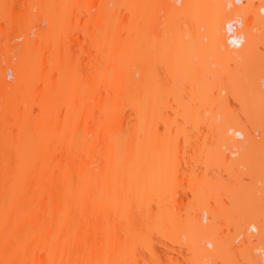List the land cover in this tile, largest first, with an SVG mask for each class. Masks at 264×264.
<instances>
[{
    "label": "bare ground",
    "instance_id": "obj_1",
    "mask_svg": "<svg viewBox=\"0 0 264 264\" xmlns=\"http://www.w3.org/2000/svg\"><path fill=\"white\" fill-rule=\"evenodd\" d=\"M56 2L52 29L26 37L16 44L20 59L0 65V118L8 124L12 117L8 129L20 133L17 141L12 134L4 140L20 147L0 152V264H124L130 256L132 264H165L144 242L147 230L137 229L135 210L172 191L174 173L166 166L176 159L181 132L206 120L220 128L224 144L233 147L227 156L220 153L226 162H247L257 146L240 111L256 114L264 128V57L258 54L264 0ZM115 17L121 23L110 28ZM34 106L46 115L40 128L30 120H38ZM35 123L40 132L57 128V143L59 136L45 138L53 136L51 149L40 141L42 133L30 146ZM6 124H0L5 132ZM201 191L187 224L197 236L191 233L194 245L185 244L198 256L224 258L241 238L257 251L243 256L246 263L264 264L263 209L248 211L236 227L239 235L231 236L215 229L217 204L203 202ZM230 193L235 199L239 192ZM169 221L184 232L166 211L149 226L167 235ZM138 248L150 249L153 259L143 251L140 257Z\"/></svg>",
    "mask_w": 264,
    "mask_h": 264
},
{
    "label": "rangeland",
    "instance_id": "obj_2",
    "mask_svg": "<svg viewBox=\"0 0 264 264\" xmlns=\"http://www.w3.org/2000/svg\"><path fill=\"white\" fill-rule=\"evenodd\" d=\"M259 1L261 0H257L258 3ZM0 11H2L0 14L1 15L0 16L1 17L0 18V30L4 29V31L0 32V35H1V38H0V61L1 63L0 65L2 64L3 61H4L3 63H6L7 62L6 60L9 59L11 56L13 58L16 57L15 60L18 61L17 59L19 58V56H21V53H22L20 52L22 51V47L17 46L16 44L22 45V43L26 40V37L33 38L38 31H42V28L46 30L52 29L51 27L53 23H56L58 20L57 17L59 13L57 9L56 0H3L2 5H0ZM84 16H87L86 13ZM84 16L83 18L87 20L88 16L87 18H85ZM102 19L107 20L108 17L106 16V18H103V17L101 18V24L102 23L104 24V20ZM121 20L122 19L120 17H115L113 19L109 18L110 28L111 27L116 28V25H118V23H121L118 21H121ZM204 23H205V19H204ZM201 28L204 33L206 30V27L203 25ZM259 47L260 48L258 49V51L260 53L258 52V54L259 56L260 54H262L264 57V53H261V52H264V43L260 44ZM6 48H8L7 51L4 50ZM10 48H12V50L15 49L14 50L15 53H13L14 51H11ZM93 50L95 51V49ZM263 57L261 56L259 59ZM7 78L8 80H11V81L15 79L14 75L12 76L9 75ZM234 100L235 99H233V101ZM37 109L39 108H36L35 106L33 107L32 118L36 117L38 120H36L35 118L30 119V120L37 121V123H39L38 127L40 128L42 127L41 126L42 123L45 122L43 118H45L46 115L40 116L42 114L39 115L40 112L38 113L39 110ZM240 114L243 119L246 120L248 118L247 121H249L250 126L255 127V129H252L251 127V130H253L255 138L256 139L259 138L258 139L259 141L256 140L254 145H256L257 143L261 144V145L257 144V146H255L252 149L253 152L252 150L250 152L251 155L249 157L252 159L255 158V160H253L252 162L251 161L249 162L248 161L249 157H248L247 162H245L246 160H243L240 157L242 159L241 160L239 158L240 161L237 159L238 161L234 160L231 162V160L234 159L232 158L228 162H226L227 160L224 159L226 157L225 156L221 157L222 156L221 154L223 155L226 154V156L227 154H231V152L233 151V147L231 146L232 147L231 148L229 145L227 146V144H224L225 141H223L224 139H222V136L220 135V132H219L220 128L213 126V125H207V120H206L204 125H202V127L200 128H193V129L187 130V132H181L178 138L177 144L173 147V154L176 156V159L166 166L167 171H170L172 174L174 173L173 174L174 177L172 178V180H174L173 189L172 191H170L171 194H169L170 192L167 193L169 198L167 196V199H163V200L159 199L157 201L156 200L149 201L148 199L146 201L147 204L145 203L146 205L144 207H142L143 206L142 205L141 207L139 206V208L137 207V209L135 210V213L138 216V223L134 222L135 224H138L137 229L145 227L147 230L146 231L147 234H145L146 238L144 239V242L145 241L148 242V245L150 246L151 251L154 250L156 255H158L165 264H188V263L189 264H192V263L193 264H224L225 261L227 262V264L228 263L229 264H250L248 261L246 263V259L243 256L244 255L246 257L247 255L250 256L251 254L249 252L253 250V248L255 249V246H253L252 248L253 243L251 244L250 242L249 243L247 242V245L245 244L247 246L246 247L245 245H243L244 242L240 241L242 240L241 238L239 241L234 240V242H232L234 243L233 247H231L230 249L232 251L231 253L228 252L229 256L226 253L225 256L227 257H224V258L220 256V254L218 256H215L216 258L215 257L205 258L202 256H198L196 254L197 252H196L195 246L193 250L188 247L189 244H185L187 242L190 243L191 241L193 243V238L197 236L195 232H192V231L190 232L188 230L190 228H187V224L189 223V218L191 214L194 212V210L196 209L195 207L198 205L200 201V197L197 195V190L199 189L200 191L201 189L204 190L203 192L201 191L203 193V199H204L203 202H207V203L211 202V203H214V205L217 204L215 205L218 207V209L216 208L218 213H217L215 226H214L216 227L215 229H217V231L218 230L221 231V228H222L223 229L222 232H226L228 233V235H231V236L239 235L237 234L238 232L237 228L239 227V224L242 221L244 224V221H247V219L249 218V216L247 217L246 215V213L248 214V211L256 210L257 208L258 209L261 208L264 211V145H263L264 142H262L264 141V135H263L264 128L262 127L263 124L260 125L261 121L259 120V117L256 114L251 113V112H245L243 110L240 111ZM0 117L2 116L0 115ZM2 118L5 119L4 117ZM3 119L0 118L1 125L6 124V123L5 124L3 123L5 121V120L3 121ZM28 120L29 119L27 120L25 119V121H28ZM30 120L28 122H25L23 120V124L30 123ZM250 120L252 121V124ZM11 121H12V117L10 121H8V124H6L7 127L4 126L5 129L7 128L9 132L8 131L5 132V130L2 128L3 125L0 126V130H1L0 131V152H2L3 150L5 152H7L8 150L10 151L15 150L13 147V145L15 144L14 142L13 143L12 141L10 142L9 139L8 141H4L7 139L6 137L8 135H11V134L14 135L15 137L12 136V138L10 139L16 138V141L18 140V137H20V133L13 134L12 131L10 132V130L8 129L9 127L8 125H10L9 123ZM31 123L33 124V122ZM37 123L34 124L35 128L33 129L29 128L30 146L36 145L37 138L35 136L37 133H38L37 137L40 136L41 133L42 135H45L47 133L45 137L44 136L42 137L41 135V138H44V139H41L40 141H42L43 143H45L46 141L47 142L49 141L48 144L45 143V145L46 146L48 145L49 148L55 145L53 144L54 141H56L57 143V141L60 140V136L56 132L57 131L56 127H54L55 129L51 128V130L52 129L55 130L56 133L53 131H50V128L46 129L44 132H40V130H38V127H36ZM3 130L4 132L2 133ZM47 130H49L50 132L54 134H49V131L46 132ZM47 135L49 137L51 135H56L55 137L52 136L53 139H55L57 136L59 137L57 140L55 139L54 141H52L51 144H49L50 141L53 139L52 137L51 138L48 137V140L45 139ZM260 137L263 139L261 140ZM9 142L11 143V145ZM41 143L38 145L39 147H42L43 145V147L39 149L43 150L44 148H46V146L43 143L42 144ZM16 145L17 144H15V146ZM64 145L66 144L64 143ZM56 146H59V145L56 144ZM248 146L246 145V147ZM18 147L20 146H16V149ZM126 149L127 147L125 146V152H126ZM253 153L255 154L253 155ZM237 155L238 154H232L231 156L236 158L239 156ZM251 156L253 157L255 156V157L253 158ZM247 163L248 164L250 163V165H248ZM251 163H254V164H251ZM233 166L234 168H232ZM233 169L235 171H233ZM175 173L177 174V176L175 175ZM231 173H235V174H231ZM161 184H162V181H161ZM197 185H199V187ZM200 185H201V188H200ZM239 188L240 190H237ZM221 191L222 193L220 194ZM235 191L236 193L242 192V194H240L239 196V193H238L237 197L236 198L234 197L235 199H233L232 198L233 196L230 192L234 193ZM215 194L218 197L215 196ZM251 207H253V209ZM73 211L74 210H71L69 211V213H73ZM164 211H166L168 215L178 218L179 222L183 223V224L181 223L178 224V229L181 228L180 231L183 230L184 231V232L182 231L183 233L180 232L179 234V232L177 231L175 227V223L171 221H169L170 230L167 235H163L161 232L151 229V227L149 226L151 220ZM250 212L248 215L251 214ZM62 214H64V212H60V215ZM73 214L79 215L81 213L77 212ZM242 214L243 215L245 214V215L243 216ZM243 217H245L246 220L241 221ZM181 225H183V227H181ZM233 231H236V232H234L233 234ZM191 233L195 235L193 236V238H192ZM182 234L186 236L184 237V235ZM124 237H126L125 233H124ZM183 237L185 240L182 239ZM186 238L188 240H186ZM182 244L187 245V247L182 246L183 249L182 248L180 249ZM192 245H194V243ZM241 245L243 248L239 247ZM190 246H191V243H190ZM140 247L141 246H139V248ZM139 248H138V251H141V252H138V254H141L143 249L139 250ZM187 249H191V251H188ZM240 249L243 250L242 254L240 252ZM145 250L142 253L144 254L143 256L147 260L151 259L152 254H150L151 253L150 249L149 250L145 249ZM255 250L253 251L257 252ZM190 253L195 254V255L193 256L192 254L189 255ZM142 254L140 255V257H142ZM183 257H185L186 259L184 260ZM200 257L202 260L200 259ZM187 258L191 259V261L187 260ZM132 263H133V260L131 259V256L124 262V264H132ZM142 264H145V263L143 262ZM150 264H153V260H151Z\"/></svg>",
    "mask_w": 264,
    "mask_h": 264
}]
</instances>
